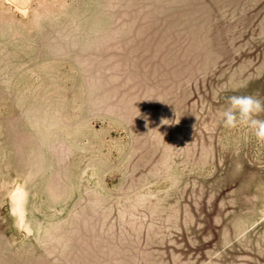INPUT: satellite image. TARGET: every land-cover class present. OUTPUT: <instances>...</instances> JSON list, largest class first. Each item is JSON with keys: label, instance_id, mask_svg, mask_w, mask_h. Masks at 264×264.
Wrapping results in <instances>:
<instances>
[{"label": "rangeland", "instance_id": "1", "mask_svg": "<svg viewBox=\"0 0 264 264\" xmlns=\"http://www.w3.org/2000/svg\"><path fill=\"white\" fill-rule=\"evenodd\" d=\"M232 95L264 100V0H0V264H264Z\"/></svg>", "mask_w": 264, "mask_h": 264}, {"label": "clouds", "instance_id": "2", "mask_svg": "<svg viewBox=\"0 0 264 264\" xmlns=\"http://www.w3.org/2000/svg\"><path fill=\"white\" fill-rule=\"evenodd\" d=\"M264 112V100L253 95L227 97V107L218 112V120L226 128L238 125L250 129L258 142H264V119L257 118Z\"/></svg>", "mask_w": 264, "mask_h": 264}]
</instances>
